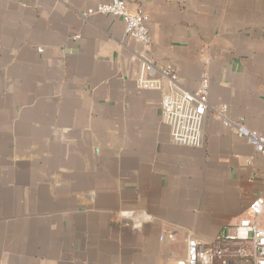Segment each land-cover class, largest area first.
Wrapping results in <instances>:
<instances>
[{"label": "crops", "instance_id": "obj_1", "mask_svg": "<svg viewBox=\"0 0 264 264\" xmlns=\"http://www.w3.org/2000/svg\"><path fill=\"white\" fill-rule=\"evenodd\" d=\"M107 2L0 0V264H177L264 195V157L215 111L264 135V0H125L147 47L81 15ZM143 55L208 75L201 146L171 141Z\"/></svg>", "mask_w": 264, "mask_h": 264}, {"label": "built area", "instance_id": "obj_2", "mask_svg": "<svg viewBox=\"0 0 264 264\" xmlns=\"http://www.w3.org/2000/svg\"><path fill=\"white\" fill-rule=\"evenodd\" d=\"M103 13L120 17L127 34L145 47L150 44L147 17L131 14L125 0H109L83 11L81 15L88 18ZM136 84L139 88L160 92L162 120L169 127L173 143L186 146L203 144V125L209 108V77L205 72L195 88H186L179 82L171 63H160L143 55ZM215 111L224 126L235 129L264 157V135L248 128L242 120L228 117L226 105H220ZM263 214L264 195H259L250 202L246 215L231 230L220 232L213 241L203 242L188 237L185 256L177 264H264Z\"/></svg>", "mask_w": 264, "mask_h": 264}, {"label": "water", "instance_id": "obj_3", "mask_svg": "<svg viewBox=\"0 0 264 264\" xmlns=\"http://www.w3.org/2000/svg\"><path fill=\"white\" fill-rule=\"evenodd\" d=\"M126 216H133V212L127 211L124 213ZM148 215L145 212L139 213L134 217L135 224L133 225L135 228H139L140 224L143 220L148 219Z\"/></svg>", "mask_w": 264, "mask_h": 264}]
</instances>
